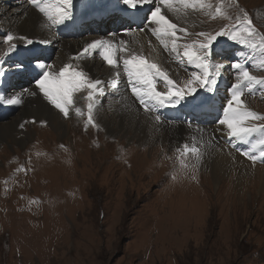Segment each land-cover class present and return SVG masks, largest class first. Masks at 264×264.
<instances>
[{
    "label": "rangeland",
    "instance_id": "rangeland-1",
    "mask_svg": "<svg viewBox=\"0 0 264 264\" xmlns=\"http://www.w3.org/2000/svg\"><path fill=\"white\" fill-rule=\"evenodd\" d=\"M59 1L64 3V0ZM101 1L75 0L74 7L80 12L92 11L103 4ZM3 2L9 3V6L17 3L15 0ZM39 2L42 4L43 0ZM165 2L168 6L162 4V7L176 25L175 51L184 50L183 45L187 42L198 44L202 38L201 33L214 35L229 24V35L217 37V40L223 39L218 43L216 40L213 44L220 47L222 57H226V66L220 60H214L215 64L223 65V77L219 75L215 78L212 90L214 87L216 89L213 93L221 92L219 99L226 107L225 99L228 101L233 91H239L243 104L247 106L243 108L253 111L254 118L250 119L258 127L264 128V84L253 83L249 88L244 83L237 89H232V85L239 80L240 72V69L232 67L233 63L240 64L248 69L250 75L264 80V0H201L196 7H193L196 0H189L186 3L189 9L179 1L175 5L174 1ZM52 5L54 7L51 6L50 10L45 8V12L39 11L46 23L43 30L47 32L51 28L54 42L85 38L89 43L94 34L91 30H85L86 27L80 30L69 28L67 34L78 33L77 36L72 35L74 38L65 36L57 29L58 18L53 1ZM64 10L70 11L65 4ZM7 12L6 6L0 3V69L4 70L14 66L11 61L14 50L31 49L37 44L28 45L27 41L34 40L33 34L39 32L31 21L27 26H20L16 21L10 20ZM8 18L11 22L7 21ZM246 24L249 28H244ZM149 32L152 31L149 29ZM232 35L236 36L235 41L230 38ZM7 36L12 39L7 40ZM241 40L245 43H240ZM107 41L112 39H106ZM169 42L167 40V45ZM112 43L119 46L116 48L118 55L113 58V65L119 67L122 66L118 64L121 58L123 60L128 56L124 53L125 50L140 48V43L136 41L124 43L117 40ZM52 47L54 49L50 56L44 57L39 50L37 57L44 59L50 66L52 64V70L59 73L63 63L57 62L56 47ZM85 48L81 44L77 47V52ZM170 49H166L164 54L170 61L173 74L166 77V80L167 83L172 81V84L168 83L163 92H167L170 87L173 90H187L192 73L200 75L203 70L189 66L192 63H187L185 59L174 64L178 57L172 53L173 45ZM103 51L104 49L94 48L92 53L98 56ZM76 56L72 58L77 61L82 59ZM98 59L107 67L103 58ZM29 60L30 57L23 59ZM151 63L161 68L157 63ZM78 64L76 61L68 64L66 78L68 73L80 72L86 82L95 84L90 72ZM50 69L51 67L49 71ZM114 69L111 72L113 76ZM210 70H214L212 62ZM124 72L123 80L132 87V77ZM36 73H29V77L33 76L31 80L28 75L21 77L11 71L3 77L8 79L4 94L0 92V113L6 111L1 102L10 107L11 111L10 114L0 115V123H10L12 118H17L25 98L31 96L28 94L23 96L21 102L10 104V92L34 90L35 86L31 82L38 78V72ZM99 73L103 81L101 87L107 96H111L117 85L106 78L108 75L102 71ZM149 78L159 91V86L164 84L163 76L158 80L154 69ZM226 80L228 82L222 86ZM191 86L196 87L197 92L184 101L191 106L207 107L205 101L212 97L211 90L207 86L199 88L195 81ZM96 88L97 86L88 89L84 86L79 90L73 89L72 99L78 98L81 106L77 111L72 105L65 104L67 115L44 95L41 96L48 111H54L64 122L69 121V130L73 128V133L69 132L71 136L53 135V128L48 126L50 114L25 112L17 121L15 130L18 137L23 135V130H27L29 138L21 137L24 138L23 143L11 142L9 139L0 141V264H264V191L257 188L254 191L255 187H252L253 191L249 193L246 189V192L238 193L237 204H233L227 201L234 196L232 192L224 187L218 191V184L214 183L209 187V172L202 169L197 155L206 156L214 147L201 126L164 120V116L159 114L165 124L182 127L184 138H191L187 132L197 133L191 138L194 141L192 148L197 149L195 153L188 152L183 145L177 143L178 145L164 147L163 150L160 148L154 154L148 148L151 145L138 148L131 138H126L122 132H116L118 129L115 125L117 130H113L112 135H107L103 126H100L103 124L98 120ZM90 91L91 98L88 95ZM89 104L92 105L91 111ZM164 104H169V101L166 100ZM103 107L107 109L106 114L114 116L113 111ZM137 107L143 112H149L144 104L138 103ZM182 114L190 113L185 111ZM194 120L213 126L215 133L212 139L220 142L219 145H226L252 165L264 167V156H261L264 144H261L260 152L251 146V149L245 146L233 149L228 141L234 143V138L223 139L222 135H227L218 129L223 125L212 116L203 113L196 115ZM249 125L245 123L243 126ZM119 137L124 141L117 139ZM259 139L264 140V131H261ZM253 140L249 141V145ZM148 141L153 140L149 139L144 143L148 145ZM205 141L207 144L203 143ZM244 153L255 155L257 159L253 161ZM227 176H231L233 181L258 179V183L264 186L263 179L256 174L243 177V174L235 176L231 173ZM198 199H204L209 204L212 200L215 205H208V202L203 204L196 201Z\"/></svg>",
    "mask_w": 264,
    "mask_h": 264
},
{
    "label": "bare ground",
    "instance_id": "bare-ground-1",
    "mask_svg": "<svg viewBox=\"0 0 264 264\" xmlns=\"http://www.w3.org/2000/svg\"><path fill=\"white\" fill-rule=\"evenodd\" d=\"M3 1L4 0H1L0 3H1V5H5L7 10L9 11V12H7V14H8L7 17H10V20L16 21L17 24H19L20 26H24V25L27 26V24L30 23V21H31L34 25V28L39 30L38 33L33 34L34 40L37 42V44L34 45L31 49H21V50H17V51L14 50V52L12 53L11 59H15L16 62L18 63V62H24L23 59L25 57H30V59L37 58L36 56L39 55V50H41L43 53H45L44 57H47V55L48 56L51 55L52 49H54L52 46L54 45L56 47L55 49L57 51L56 57H57L58 63H60L62 61L63 64H61V65L64 67L65 65H68V64L69 65L74 64L76 61L79 63L78 65L87 69L90 72L92 79L100 82L96 88V96H97L96 109L99 112L98 120H99L100 124L101 123L103 124L100 126H103L102 129H103V131H105V133L107 135L111 134V132H113V130L116 131L118 129L116 132H122L126 138H131L132 143L133 142L137 143V147L138 146L148 147L151 145V147H148V148H150L151 152L154 154H156L158 151H160V148L163 150L164 147L169 148V147H172L173 145H175L177 143H180L181 145H183L184 148H185V145H187V149L186 148L185 149L188 152L190 151V148H192L191 144H194L193 143L194 141H192V139H193L194 135H196L197 133L196 132H190V133L187 132V134L189 136H191L192 139L191 138L189 139L188 138L189 136L187 137L188 139H186L183 137L184 135L182 136V132H184L182 127L177 126L176 124H174V125L165 124V122L163 121V119L161 118L159 113H157V112H151L150 113V112H146V111L143 112L142 110H140L137 107L138 103H140L139 99L133 94L132 87H129L128 84H126V82L123 80V78H124L123 75H125L124 70L121 67H119L118 65H116V66L108 65L106 63V61H105V63L107 65V67L102 65L99 61L100 59H98L100 57L97 56L96 54L92 53V50L94 48L89 47V45L93 41L104 42V41H106V39L107 40L112 39V41H107V42H109L110 44H112L114 46H115V43H112V42H115L117 40H121L124 43H127L128 41L139 42L140 43L139 49H134V48L129 49V50L124 49L125 50L124 53L125 54L127 53L126 55H129L133 52L134 55H138V56L144 58L146 61L157 63L163 69L162 70L161 68H159L157 66L160 69V72L162 73L159 75L163 76V78H164V82L162 81V83H164V84L159 86V91L163 92V91H165L166 85H168L165 77H170V75L173 76L172 67H171L169 59L165 57V54L163 51L164 43L161 42V38H158V36L156 34L149 32V29H151V28H145V24H144L143 27H140V29L133 28V29L128 30V31L123 30V31H120L118 34H115V36H113V37H107V36L101 37L98 35H91L89 43H88V40H86L85 38L75 39V40L74 39H63L59 42L57 41L58 43H56V42H53L54 35L52 34V32L50 33V30H48L47 32L43 30L44 28H46V26H45L46 23H44V20H43L44 18L41 17V12L39 11L40 8L43 7V3H46V2L48 3L50 0H43L42 4L39 2V0H37V3L39 6H37V3H32V2L30 3L29 0H15L17 3H11L12 5H10V6H9V3L3 2ZM114 1H116V0H102L100 3L106 4L108 2H114ZM170 1L173 2L174 0H170ZM74 3H75V0H73V4ZM186 3L188 4L189 0H186ZM51 6H52L51 4H47L48 8H51ZM161 7H162V5H161ZM55 8H56V6H55ZM145 8H147V6H145ZM162 14L165 15L168 20H170V21L172 20L168 16V13L166 10H165V12L162 10ZM170 16H172V15H170ZM7 21L11 22V21H9V18ZM8 22L6 24H8ZM152 27H154V25ZM0 29H1V27H0ZM32 31L33 30H31V32ZM72 35L77 36L76 34H72ZM176 37H177V34L175 37H171V36L163 37V40L164 41L168 40V41L172 42V39H175ZM49 44H53V45L51 46ZM81 44L86 46V48L82 51L77 52V47H79ZM130 45L132 46V44H130ZM127 47H130V46H127ZM112 49H113V47H111V50ZM11 50H13V49H11ZM74 55H77L76 56L77 58L82 57V59L77 61L75 58H72V56H74ZM117 55H118V52L116 53V52L112 51L113 58H116ZM95 57H97V58H95ZM14 63L15 62L13 60L12 64H14ZM151 64H153V63H151ZM57 66H58V64H57ZM113 68H115L114 69V76L111 73ZM52 69H53V66L51 64V69H50L51 71L50 72L56 73L58 75V72L54 71ZM100 71H102L103 74L108 75V76H106V78L110 79L111 82L113 81L114 82L113 84H115V86L117 85L116 91H114V93L111 96H107L106 93L104 92L103 87H101L103 81H102V78H101L100 73H99ZM29 73L32 75L37 74L36 72L31 73V71H29ZM7 79L8 78L5 79L3 77L0 78V92L2 91L1 94H4V92H5L4 86L7 84ZM142 91H143V89H142ZM28 94L31 97L25 98L24 104H23V106L20 107V110H19L20 112L18 113L17 118H15V119L12 118L10 123H0V141L5 140V139H9L11 142H18V143L24 142L23 141L24 138L26 136H28L27 130H25V131L23 130V135L18 137L17 136L18 133L15 130V126H16V123L19 120L20 116H22V114H24L25 112L44 113V114H48V115L50 114L49 116H50L51 120L48 122V126H51V128H53L52 129V131L54 133L53 135L58 137V136L63 134L65 137H68L70 135L69 132L70 133L72 132L71 129L73 130V128H71L69 130L70 126L67 123L69 121L64 122L63 120H61L59 118L60 116H58L54 111L50 112L47 110L46 106H44V101L42 99L43 97L41 98V96L43 94L40 93L36 87H34V90H31V91H29V89H26L23 91L19 90V91L10 92V99L11 100L16 99V100L21 102L23 96H27ZM220 94H221L220 91L214 92L213 97L209 101H206L205 104H206L207 108H212L214 110H217L220 113L221 117H223L222 119H224V117H225V112H224L225 106L223 105L224 103L221 102V100L219 99ZM7 95H8V93H7ZM72 98L74 99V97H72ZM102 98H104V99H102ZM132 98L136 101L137 104L135 103V101ZM73 99H72L73 102L70 105H72L73 109L78 111L80 109V106H81L80 100L78 98L76 100H73ZM144 99L148 100L147 97H144ZM1 104L3 107H6V111L0 113V115L1 114H10V111H11L10 107L3 104V102H1ZM162 105H163V108H161V109H163V111L175 112V113L179 110L180 107H186V104L182 101H180L179 103L176 102L172 105H170V103L169 104H162ZM103 106L107 107L110 111H113L112 114L114 116H110V115L106 114L107 109H104ZM243 106H246V104L244 103L242 105V108H243ZM246 109L247 108H243V110H245V111H246ZM128 111H130V112H128ZM249 111L253 112L252 110H249ZM142 113L147 117V119ZM96 115H98V113ZM115 116H117V117L119 116L120 118L118 119ZM157 116L160 117L159 120L156 119ZM40 117H42V116H40ZM43 118H44V115H43ZM45 119H46V117H45ZM70 123H71V121H70ZM245 123L250 124L248 127H257V126H255V123L252 121V119H249L248 121L244 122L243 125H245ZM114 125H115V127H117V129L114 127ZM46 126H47V124H46ZM201 127L205 131V133L203 131L202 132L208 136L210 144L214 147L213 149H211L208 152V154L206 156L197 155L198 160H200V162H201L200 165H201L202 169L209 172L208 180H207L210 183L209 187H211L212 183H214L215 185L218 184V186H217L218 191H220L224 187L229 192H232L234 194V196L232 198L230 197V199H227V201H230L233 204L236 203V201L238 199L237 198L239 196L238 193L239 192H246V189H247V192H249V193H251L253 191V190L251 191L252 187H255L254 191L256 190V188H257V190L262 189L264 191V186H262L258 183V182H260L258 179H251L249 177L251 180L241 181L240 179H236L237 181H233L232 179H230V178H232L231 176L230 177L227 176L231 173H234L235 176L243 174V177L245 175H248V174H256L257 177L262 178L263 182H264V167L258 166V165H252L251 163L246 162L243 157L238 155L239 153L237 154L234 150L228 148L226 145H223L222 143H221V145H219L220 142H215L212 139V136L215 133L214 132L215 129L213 126H201ZM157 129H159V131H156ZM218 129H221L223 131V134L227 135V136L222 135L223 139H225V140L230 139L228 136V129H227L226 125L219 126ZM221 130H220V132L222 133ZM128 131L130 132V134H128L129 133ZM200 134H202V133H200ZM258 136H259V130H257L256 132L250 133L249 136L244 141H241L237 138H234L233 139L234 143H232L230 141H228V143L230 146H233V149L238 148V147H242L244 145L248 149H251V147H254V148H256V150L258 152H260L262 147H261V144L258 143V141H260ZM21 137H24V138H21ZM28 138H29V136H28ZM196 138H198V137H196ZM117 139H121L124 141V139L121 137H119ZM149 139H151L153 141H151V142L148 141V145H147V143H144ZM251 139H254V140L251 141L250 145H249V141ZM118 141H120V140H118ZM110 142H112V141H110ZM108 143H109V141H108ZM203 143H206V141ZM110 144H112V143H110ZM145 144L147 146H145ZM197 144H198V142H197ZM187 154H189L188 156H190V158H192L190 153H187ZM224 176H226V177H224ZM205 184H206V182H205ZM259 192H260V190H259ZM253 193H255V192H253ZM207 197H208V195H207ZM196 201H200L203 204L208 202V201H205L204 199H201V200L198 199ZM210 203L211 204H209V202H208L207 204L208 205H215V204H213L212 200Z\"/></svg>",
    "mask_w": 264,
    "mask_h": 264
},
{
    "label": "snow or ice",
    "instance_id": "snow-or-ice-1",
    "mask_svg": "<svg viewBox=\"0 0 264 264\" xmlns=\"http://www.w3.org/2000/svg\"><path fill=\"white\" fill-rule=\"evenodd\" d=\"M32 3H37V0H31ZM122 5L132 12H137L141 9H144L147 6L146 18L144 19L145 28H151L153 34H156L158 38H161L163 43V37H175L176 33L174 29L176 25L173 24L170 20L162 14L161 5L164 4L168 6L165 0H121ZM64 4L70 10L73 7V0H64ZM37 6L38 3H37ZM41 12H45L46 9L41 7ZM58 14L61 19L59 23H63L64 20L71 19V11H65L64 9H57ZM155 25V27H152ZM131 30L125 29V31ZM229 35L228 31L222 30L213 34H204L201 33L202 37L198 44H185L183 45L184 51L183 55L187 58L189 63H195L197 68L204 69V76L201 78L197 73H192V79L188 81L187 90L179 89L173 90V87H170L167 92H160L156 89L153 84V80L149 78V74L155 69L158 74L160 69L156 64H149L144 58L129 54L127 58L123 59V64L125 66V71L128 76L136 77V81L140 84V87L136 86V83H132V92L139 99L141 104L147 106L149 102H156L158 104H164L165 101L175 100L177 103L186 99L188 96H193L197 92L196 87L191 85L195 81L199 88H205L209 83V74L207 72V61L209 56L212 54V46L219 36ZM234 41L236 36L232 35L230 37ZM7 40H11V36L6 37ZM240 43H245L244 40L239 41ZM36 41L29 39L27 44H34ZM173 51L176 50V39H172ZM15 47V45H13ZM89 47H103L104 51L101 53L103 59L108 65H113L114 60L112 56V50L110 46L103 45L100 41H93ZM223 65L218 63L216 65L217 71L211 78V83H215V77L220 75V68ZM51 66L48 65L42 58H33L29 61L15 63L14 66L10 67L7 70L0 69V78L5 77L8 71H11L14 75H19L21 77L27 76L29 71L38 72V78L32 80V84L42 93L56 108L60 109L61 112H64L67 115L65 110V104H71L72 96L71 92L73 89L79 90L81 87L86 86L88 89L95 88L100 82L96 81L95 84L92 82H86L84 76L80 72L68 73L66 78V72L68 70V65H65L59 70L58 75L49 71ZM235 69H240L239 80L237 83L232 85V89L235 90L240 84L246 83L249 88L252 87L253 83L264 84V80L258 79L255 76L250 75L247 68H243L238 63H233L232 65ZM165 79H167L165 77ZM169 84H172V81H168ZM144 85H147V88L144 89ZM143 89V91H142ZM89 98L92 97V92H89ZM144 97H147L146 101ZM10 104L19 103L18 100L12 99L9 101ZM243 100L241 98V93L239 91H233L231 97L227 101V106L224 108L225 119L218 121L220 125H226L228 129L229 138H237L241 141L246 140L250 133L256 132L258 127H244V122L248 121L250 118H254V114L250 111H245L242 108ZM89 111L92 109V105H88ZM151 110V109H149ZM157 120L160 119L159 116L156 117ZM259 130L264 131V128H259ZM260 144H264V140L258 141ZM187 149V145H185ZM193 153L197 151L195 147L190 149ZM248 155V158L255 161L257 157L255 155ZM261 156H264V152L261 153Z\"/></svg>",
    "mask_w": 264,
    "mask_h": 264
},
{
    "label": "trees",
    "instance_id": "trees-1",
    "mask_svg": "<svg viewBox=\"0 0 264 264\" xmlns=\"http://www.w3.org/2000/svg\"><path fill=\"white\" fill-rule=\"evenodd\" d=\"M46 44V43H45Z\"/></svg>",
    "mask_w": 264,
    "mask_h": 264
}]
</instances>
